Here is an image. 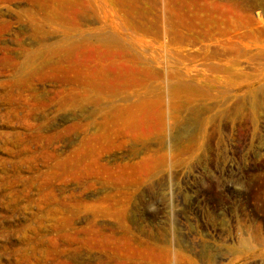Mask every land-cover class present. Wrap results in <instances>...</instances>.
Masks as SVG:
<instances>
[{
  "label": "rangeland",
  "instance_id": "rangeland-1",
  "mask_svg": "<svg viewBox=\"0 0 264 264\" xmlns=\"http://www.w3.org/2000/svg\"><path fill=\"white\" fill-rule=\"evenodd\" d=\"M0 264H264V0H0Z\"/></svg>",
  "mask_w": 264,
  "mask_h": 264
}]
</instances>
